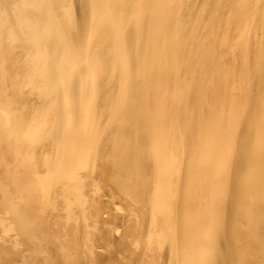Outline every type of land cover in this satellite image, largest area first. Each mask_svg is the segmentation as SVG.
I'll return each instance as SVG.
<instances>
[{
    "label": "bare ground",
    "instance_id": "obj_1",
    "mask_svg": "<svg viewBox=\"0 0 264 264\" xmlns=\"http://www.w3.org/2000/svg\"><path fill=\"white\" fill-rule=\"evenodd\" d=\"M0 264H264V0H0Z\"/></svg>",
    "mask_w": 264,
    "mask_h": 264
}]
</instances>
